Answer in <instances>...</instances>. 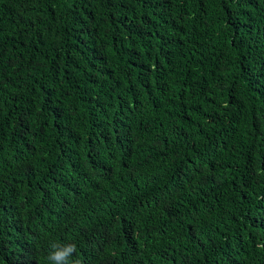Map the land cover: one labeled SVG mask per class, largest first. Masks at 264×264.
Returning a JSON list of instances; mask_svg holds the SVG:
<instances>
[{"label": "trees", "instance_id": "trees-1", "mask_svg": "<svg viewBox=\"0 0 264 264\" xmlns=\"http://www.w3.org/2000/svg\"><path fill=\"white\" fill-rule=\"evenodd\" d=\"M264 264V0H0V264Z\"/></svg>", "mask_w": 264, "mask_h": 264}, {"label": "clouds", "instance_id": "clouds-1", "mask_svg": "<svg viewBox=\"0 0 264 264\" xmlns=\"http://www.w3.org/2000/svg\"><path fill=\"white\" fill-rule=\"evenodd\" d=\"M52 251L49 252L47 260L50 264H71L70 258L76 251L74 244L52 245Z\"/></svg>", "mask_w": 264, "mask_h": 264}]
</instances>
